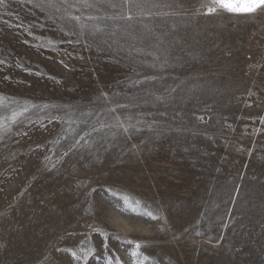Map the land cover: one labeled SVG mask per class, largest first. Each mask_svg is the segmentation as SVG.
I'll use <instances>...</instances> for the list:
<instances>
[{
	"label": "rangeland",
	"instance_id": "1",
	"mask_svg": "<svg viewBox=\"0 0 264 264\" xmlns=\"http://www.w3.org/2000/svg\"><path fill=\"white\" fill-rule=\"evenodd\" d=\"M208 3L0 0V264H264V14Z\"/></svg>",
	"mask_w": 264,
	"mask_h": 264
},
{
	"label": "snow or ice",
	"instance_id": "2",
	"mask_svg": "<svg viewBox=\"0 0 264 264\" xmlns=\"http://www.w3.org/2000/svg\"><path fill=\"white\" fill-rule=\"evenodd\" d=\"M126 2L130 3L131 0H126ZM201 7L207 8V15H218L221 11L241 17L253 16L258 13L264 14V0H210V3L202 4ZM128 18L130 19L131 17ZM139 247L140 245L137 244V248ZM72 255L76 259L80 258L76 253H72ZM132 255L135 256L137 253L133 252Z\"/></svg>",
	"mask_w": 264,
	"mask_h": 264
}]
</instances>
